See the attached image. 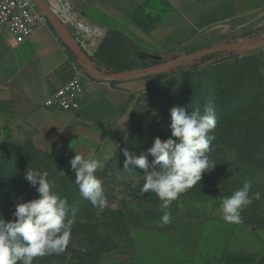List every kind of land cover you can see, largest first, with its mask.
<instances>
[{
    "label": "crops",
    "instance_id": "crops-1",
    "mask_svg": "<svg viewBox=\"0 0 264 264\" xmlns=\"http://www.w3.org/2000/svg\"><path fill=\"white\" fill-rule=\"evenodd\" d=\"M40 1L91 59L111 33L126 36L147 58L167 61L264 26V0ZM69 38L51 22L22 43L0 31V132L20 124L39 152L92 156L103 160L105 168L115 154V138L129 126V108L140 80H94ZM75 65L84 74L79 109L45 108V100L73 79ZM98 70L108 71L103 66ZM169 211L167 224L160 208L131 213L133 250L115 261L131 263L137 254L144 258L156 252L168 264L197 263L205 229L177 220L186 212L198 216L204 209L170 207Z\"/></svg>",
    "mask_w": 264,
    "mask_h": 264
},
{
    "label": "rangeland",
    "instance_id": "rangeland-1",
    "mask_svg": "<svg viewBox=\"0 0 264 264\" xmlns=\"http://www.w3.org/2000/svg\"><path fill=\"white\" fill-rule=\"evenodd\" d=\"M232 40L231 42L240 44H258L264 40V26L246 34H238ZM138 79L140 87L129 108V126L115 138L116 151L113 157L118 154L120 160L123 161L126 160L125 150L133 154V157H139L141 156L139 149L142 146L154 145L160 128L170 124L167 116L174 107L175 97L178 98V95L185 90L195 92L200 89L203 91L201 98L207 99V106L211 98L208 88L216 83L219 96L223 100L230 96L233 100L231 107L240 106L243 109L240 112L245 113L244 121L239 119L237 123L222 125L218 130L216 141H211V143L218 144L217 154L209 158L220 169L216 179L224 186L223 196L179 200L170 207L188 210L191 207L201 206L204 209V213L198 216L192 212H186L187 214L184 213L183 217L177 220V222L183 221L189 224L198 223L205 229L202 240L206 241L201 246L195 264H229V258L233 255L253 258V262L244 264H264V47L255 51L229 52L210 62L176 65L163 72ZM226 79L233 80L228 93L221 89ZM218 114L223 115V111H219ZM225 131H231L235 136L230 141L235 148L231 153L225 151L227 145V139L223 136ZM245 132H251V137L244 138ZM243 149L246 150L243 152ZM73 158L61 151L46 153L37 151L30 135L20 124L0 132V213H8L9 207H12L9 204V179L12 177L26 179V173L30 168L48 171L57 177L63 171L75 173L71 166ZM228 173L229 178L226 179ZM114 175L109 182L111 188L115 189V193L120 192V196L110 202L111 208L118 207L124 192L129 193L132 191L130 189L139 190L144 183L145 173L127 170L125 174L117 175V180L125 178L126 183L133 181L131 185L116 182V172ZM245 180L251 182L249 195L259 192L260 198L253 199L252 204L241 211L240 223L226 222L220 211L221 201L242 188ZM138 192L141 193V188ZM105 208L98 206L96 210L98 221L94 227L95 231L88 228H74L71 231L69 243L75 249L83 250L91 242L106 241L104 239L109 230L104 227L105 220L102 217ZM157 208L159 205L150 207L134 205L126 209L123 231L115 240L109 241L115 249L101 255L99 263L168 264L167 259L157 255L156 252L144 258L137 254L131 263L115 261L124 255L131 254L133 250L135 230L129 222V215L143 209ZM0 218L9 221L5 215ZM109 257L113 258L114 262L107 263ZM33 264H35L34 261Z\"/></svg>",
    "mask_w": 264,
    "mask_h": 264
},
{
    "label": "clouds",
    "instance_id": "clouds-1",
    "mask_svg": "<svg viewBox=\"0 0 264 264\" xmlns=\"http://www.w3.org/2000/svg\"><path fill=\"white\" fill-rule=\"evenodd\" d=\"M83 27V25H81ZM171 135L176 140H162L157 137L154 145L148 150L155 157L151 172L143 176L141 193H155L162 202L159 205L163 212L162 222L171 220L170 205L181 193L197 185L204 175L215 167L210 161L208 152L210 135L216 127V114L211 104L205 106L203 114L197 107L191 114L186 108L170 110ZM125 168L135 164L140 168L149 167L147 157H133L124 151ZM76 173L75 183L79 186L80 195L101 208L108 204L104 194L102 180L96 172L104 167V161L89 156L85 158L76 154L71 160ZM25 178L36 187L38 199L21 202L16 205L12 221L0 218V264H33L38 256L63 252L70 240L73 219L69 218L71 206L66 197L61 198L53 191L55 180L49 179L46 171L30 168ZM38 186V187H37ZM251 182L245 180L242 188L231 196L222 199L220 211L222 218L229 223L241 222V211L259 199L260 193L250 196Z\"/></svg>",
    "mask_w": 264,
    "mask_h": 264
},
{
    "label": "trees",
    "instance_id": "trees-1",
    "mask_svg": "<svg viewBox=\"0 0 264 264\" xmlns=\"http://www.w3.org/2000/svg\"><path fill=\"white\" fill-rule=\"evenodd\" d=\"M69 50L71 52L73 51L70 48ZM225 54L228 53L210 55L191 62H185L183 64L210 62ZM91 60L97 68L102 66L105 67L108 70V73H119L127 70L142 69L164 62L161 59L147 58L139 47L133 45L126 36L119 33L109 34L101 44L96 57ZM113 83H117V81H113ZM232 84L233 80L226 79V81L221 85V89L226 90L228 93L232 87ZM208 89L211 94L209 104H211V106L214 108L217 119L216 127L210 133V135L214 137L213 140H215L218 137V130L222 125L233 122L237 123L239 122V119L244 121L245 113L240 112L243 111L240 106L231 107L233 100L230 99V96H227V98L224 100L219 96L218 85L216 83L211 84ZM202 92L203 91L200 89L196 90L195 92L185 90L178 95V98L175 97V103L173 106L186 108L189 114H191L198 107L201 111V114H203L207 99L201 98ZM198 96H200L201 99ZM219 111H223V115H219ZM167 117L169 123L171 124V115L169 114ZM170 124L160 128L157 137L161 138L162 140L173 139L178 142V138H175L171 135ZM223 136L227 139L225 151L227 153H231L235 148L230 141L231 139L235 138V136L231 131H225ZM247 136L251 137V132H245L244 138H247ZM152 146L153 145H144L139 149L140 154L147 157L149 164L147 169L140 168L135 164H130L128 168H125V160H120L119 155L117 154L115 157H113V159H111L104 170H98L96 172V175L101 180H103L102 186L104 189V194L108 200V204L102 214V217H104L105 220L104 227L108 228L109 230L104 239L106 241L100 243L91 242L83 250L75 249V247L68 242V245L63 252L59 254L51 253L38 256L33 260L35 264H41L43 262H48L50 264H100L99 258L101 255L115 249V247L112 246L111 242L109 241L115 240V238L118 237L123 231L126 222V217L124 214L126 209L133 207L134 205L137 207H150L160 205L162 203L155 193H139L138 191L142 187L141 186L139 190L130 189L132 191L129 193L124 192L118 207H110V202L114 201L120 196V192L115 193V189L111 188V183L109 182V180L115 176V172V180H117V175L121 176L125 174L127 170L131 172L143 171L145 174L146 172H151L153 167H155L157 171L160 170L159 165H153L155 157L148 151ZM217 147L218 144L216 142L210 144V150L208 152L209 157H213L217 154ZM135 150H137V148ZM245 150L246 149H243L242 151L244 152ZM212 163L215 164L214 162ZM219 171L220 169L215 166L210 171L204 173L202 180L197 185L188 189L186 192L181 193L178 199L173 201L172 204L178 203L179 200L184 201L186 199H206L210 197L213 198L223 196L222 194L224 191V186H222L221 182L217 181L216 179ZM48 174L49 179L55 180V187L53 188V191L61 198L66 197L69 205L71 206L69 209V218L73 219L72 230L74 228H88L95 231L94 227L98 221L96 217V210L98 206H94L90 200L85 199L80 195L79 186L75 183L76 173L63 171V173L61 172V175L58 177L51 174L50 172H48ZM228 175L229 173L226 175V179L229 178ZM116 182L124 185H131L133 183V181L126 183L125 178L117 180ZM38 198L39 193L37 192L36 187H33L27 179L21 180L20 178L16 179L12 177L9 179V204H11L12 207H9L8 213H0V216L5 215L9 218V221H12L15 219L13 214L18 203L27 202ZM249 262H253L252 257L233 255L231 258H229V264H244ZM18 264H20V262H18Z\"/></svg>",
    "mask_w": 264,
    "mask_h": 264
},
{
    "label": "built area",
    "instance_id": "built-area-1",
    "mask_svg": "<svg viewBox=\"0 0 264 264\" xmlns=\"http://www.w3.org/2000/svg\"><path fill=\"white\" fill-rule=\"evenodd\" d=\"M49 23L33 0H0V31L10 34L22 43L42 25ZM102 74L108 71H100ZM84 74L81 67L74 66V77L55 94L47 98L44 107L52 110L76 112L84 93Z\"/></svg>",
    "mask_w": 264,
    "mask_h": 264
},
{
    "label": "water",
    "instance_id": "water-1",
    "mask_svg": "<svg viewBox=\"0 0 264 264\" xmlns=\"http://www.w3.org/2000/svg\"><path fill=\"white\" fill-rule=\"evenodd\" d=\"M33 1L36 4V6L40 9V11L43 12L47 16V18L49 19V22L55 25H59L64 29V31L70 37L69 40H71L73 49L74 51H76L77 55L80 57L82 64L88 70L89 75L94 80H97V81H107V80L119 81V80H125L128 78H142L145 76L163 72L166 69H169L176 65H180L185 62H191L196 59L204 58L210 55H215V54H220V53H229V52L241 53L245 51H255L257 49L264 47V40L259 42L258 44H240L237 42H226V43L214 45L208 48H204V49H201L195 52L184 54L182 56L173 58L171 60L164 61L154 66H149V67L142 68V69L127 70V71H123L119 73L102 74L98 70V68L94 65L91 58L83 51L81 46L75 41L74 38L70 36V33L62 25L61 20H59V18H57V16H55L40 0H33Z\"/></svg>",
    "mask_w": 264,
    "mask_h": 264
}]
</instances>
